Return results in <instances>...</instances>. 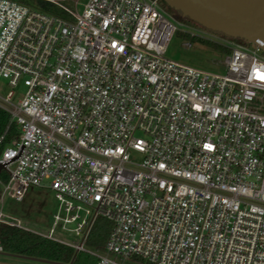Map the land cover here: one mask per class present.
<instances>
[{
	"label": "built area",
	"instance_id": "2783aa9c",
	"mask_svg": "<svg viewBox=\"0 0 264 264\" xmlns=\"http://www.w3.org/2000/svg\"><path fill=\"white\" fill-rule=\"evenodd\" d=\"M57 6L65 18L0 0V109L17 130L0 135V225L31 232L2 201L47 189L57 212L31 233L94 264H264L260 45L223 40L210 73L165 58L179 23L159 0ZM98 219L111 230L91 251Z\"/></svg>",
	"mask_w": 264,
	"mask_h": 264
},
{
	"label": "rangeland",
	"instance_id": "374dc122",
	"mask_svg": "<svg viewBox=\"0 0 264 264\" xmlns=\"http://www.w3.org/2000/svg\"><path fill=\"white\" fill-rule=\"evenodd\" d=\"M57 5L69 8L77 13L81 12L83 4L87 0H53ZM59 7V6H58ZM164 8L163 6H161ZM170 15L174 12L164 8ZM175 19H177L175 17ZM178 20V19H177ZM180 21V20H178ZM178 26L177 32L171 39L165 54V58L185 66L201 71L224 74V60L226 54L215 45L222 47V41L226 40L217 33L207 31L199 25L183 19ZM191 37V38H190ZM241 43L244 41L239 40ZM209 42V43H208ZM252 47V45H250ZM224 48V47H223ZM12 89L7 81H0V98L7 95ZM25 88L21 85L16 90V97L22 96ZM4 173L0 175V188L6 183ZM58 202L53 194L47 189H29L19 202L5 197L2 201L3 212L14 219L20 220L23 227L31 232H44L51 225L52 216L57 212ZM86 249L98 251L94 247L86 245ZM85 260L91 261L94 258L82 253ZM0 264H43L31 262L18 258L0 256ZM125 264H149L139 259H130Z\"/></svg>",
	"mask_w": 264,
	"mask_h": 264
},
{
	"label": "trees",
	"instance_id": "16d2710c",
	"mask_svg": "<svg viewBox=\"0 0 264 264\" xmlns=\"http://www.w3.org/2000/svg\"><path fill=\"white\" fill-rule=\"evenodd\" d=\"M30 7H33L41 12L46 14L65 18V12L55 4H52L44 0H18ZM159 4L164 8H168L174 12V15H171L174 19L175 17L182 21L183 19L190 21L189 19L183 17L179 12L174 11L169 8L163 0H159ZM175 19L178 23H181ZM192 22V21H190ZM223 36V35H221ZM224 38L241 43L238 38H230L223 36ZM191 38V37H190ZM209 43V42H208ZM215 47L219 48L226 55L229 51L226 48L219 47L214 44ZM9 117L6 112L0 109V135H2L8 126ZM16 128L14 125H10L7 129V138L5 143L13 137L16 133ZM6 179V177H4ZM111 230V224L104 219H98L93 227V230L90 234V237L87 241V244L91 247H94L97 250H103L105 241ZM0 246L2 253L10 255H19L26 256L31 258L42 259L46 261L68 264L70 263L74 251L72 249L66 248L59 244L48 241L44 238H41L31 232L23 231L20 229L8 227L5 225H0ZM82 253H77L72 264H94V259L91 261L85 260ZM0 256H3L0 254ZM6 257V256H5Z\"/></svg>",
	"mask_w": 264,
	"mask_h": 264
},
{
	"label": "water",
	"instance_id": "95a60500",
	"mask_svg": "<svg viewBox=\"0 0 264 264\" xmlns=\"http://www.w3.org/2000/svg\"><path fill=\"white\" fill-rule=\"evenodd\" d=\"M203 29L245 42L257 43L264 52V0H163ZM4 168L0 164V171ZM43 264H61L37 258L0 253ZM76 253L68 264H72Z\"/></svg>",
	"mask_w": 264,
	"mask_h": 264
}]
</instances>
